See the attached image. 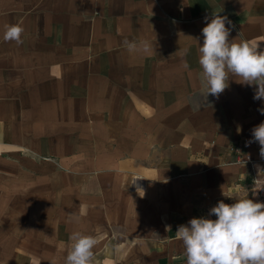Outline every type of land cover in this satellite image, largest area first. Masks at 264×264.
<instances>
[{"label": "crops", "instance_id": "obj_1", "mask_svg": "<svg viewBox=\"0 0 264 264\" xmlns=\"http://www.w3.org/2000/svg\"><path fill=\"white\" fill-rule=\"evenodd\" d=\"M215 14L264 50V0H0V264H64L74 232L93 264H186L179 225L256 202L264 100L237 77L206 97Z\"/></svg>", "mask_w": 264, "mask_h": 264}, {"label": "clouds", "instance_id": "obj_2", "mask_svg": "<svg viewBox=\"0 0 264 264\" xmlns=\"http://www.w3.org/2000/svg\"><path fill=\"white\" fill-rule=\"evenodd\" d=\"M226 22L231 24L226 16L215 14L202 29L199 65L207 87L206 97L211 94L218 98L228 88L230 77H237V83L254 86V100H264V50H259L258 42L229 41ZM23 33L19 24L5 25L4 40L21 44ZM124 44L129 52L138 50L136 41L126 40ZM139 47L145 52L150 50L146 42ZM184 66H188L186 62ZM258 111L264 115V108ZM240 131L238 127L237 132ZM251 134L246 146L258 142L264 158V122L254 126ZM209 215L216 219L192 218L175 231L176 238L182 241L186 264H264V202L245 198L228 204L221 200ZM69 240L64 264H93L95 237L74 232Z\"/></svg>", "mask_w": 264, "mask_h": 264}, {"label": "built area", "instance_id": "obj_3", "mask_svg": "<svg viewBox=\"0 0 264 264\" xmlns=\"http://www.w3.org/2000/svg\"><path fill=\"white\" fill-rule=\"evenodd\" d=\"M253 186H254V192L256 196V202H264V166L261 170L260 177L254 178Z\"/></svg>", "mask_w": 264, "mask_h": 264}]
</instances>
